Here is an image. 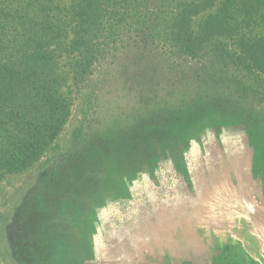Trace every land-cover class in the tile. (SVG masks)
Returning <instances> with one entry per match:
<instances>
[{
  "label": "rangeland",
  "instance_id": "374dc122",
  "mask_svg": "<svg viewBox=\"0 0 264 264\" xmlns=\"http://www.w3.org/2000/svg\"><path fill=\"white\" fill-rule=\"evenodd\" d=\"M169 4L136 0L82 82L77 55L62 57L71 114L34 166L0 181V264H128L104 247L134 230L135 264H264L250 209L264 204V101L172 52Z\"/></svg>",
  "mask_w": 264,
  "mask_h": 264
},
{
  "label": "trees",
  "instance_id": "16d2710c",
  "mask_svg": "<svg viewBox=\"0 0 264 264\" xmlns=\"http://www.w3.org/2000/svg\"><path fill=\"white\" fill-rule=\"evenodd\" d=\"M217 2L193 28V18ZM169 5L172 52L207 61L264 101V0ZM135 7L136 0H0V181L34 166L67 124L64 54L77 55L73 80L84 81L100 55L101 38Z\"/></svg>",
  "mask_w": 264,
  "mask_h": 264
},
{
  "label": "crops",
  "instance_id": "0c3cea01",
  "mask_svg": "<svg viewBox=\"0 0 264 264\" xmlns=\"http://www.w3.org/2000/svg\"><path fill=\"white\" fill-rule=\"evenodd\" d=\"M258 189V188H256ZM156 191H159L160 189H156ZM240 194V193H239ZM259 194H261L259 192ZM233 209H237V210H241V208L237 206V203H235V201L233 202ZM251 210H253V212H255L253 215L255 216V226L258 228L264 227V204L259 202H256L255 204H251L250 207ZM138 232L136 230L133 231V233L130 234V231H127L126 234L124 235H131V236H127V239H125V237L121 238L120 240H111V243H113L112 246H108L106 245L104 248H106L107 250L110 249V253L113 254V256L115 255V258H119V255L116 256V254H121V258H130L132 259V262H129V260L127 261L128 264L132 263L135 264L137 263V261L140 259L141 257H137V254L135 253L136 250H140L141 252V248H142V244H143V240L141 239L140 235H137ZM123 235V236H124ZM136 236V237H134ZM163 236V235H162ZM133 243V244H132ZM136 244V246L134 245ZM130 252L132 254L135 253V255H131ZM148 256L145 255L144 257H142V260L147 258ZM206 257H208V254L206 255ZM135 259L137 260L135 262Z\"/></svg>",
  "mask_w": 264,
  "mask_h": 264
},
{
  "label": "bare ground",
  "instance_id": "6f19581e",
  "mask_svg": "<svg viewBox=\"0 0 264 264\" xmlns=\"http://www.w3.org/2000/svg\"><path fill=\"white\" fill-rule=\"evenodd\" d=\"M235 154H237V153H235ZM233 155V154H232ZM235 159H237V158H235ZM214 175H215V177L214 178H218V176H219V174H221V172H219L218 170H216L214 173H213ZM212 175V174H211ZM199 182H198V185H199V187L201 188V190L202 189H205V187L207 186V183H206V181H204L205 179L204 178H202L201 176L199 177ZM153 206H151V205H149V206H147V207H145V216L147 217V219H150V221H149V223H150V229H147V231H146V234H148V233H151V234H153V235H155V234H157V232H158V229H156V227L155 226H157V224H159L158 226H161L160 225V223H156V221H158V218H157V216L155 217V218H151V217H149V215H150V213L151 212H154V211H152V210H154V209H157V205H155V203H153L152 204ZM153 219H155L156 221H154ZM161 220V219H160ZM166 220H167V218H166ZM163 231H161V233H162ZM160 233V234H161ZM143 235V234H142ZM175 238V237H174ZM154 244V243H153Z\"/></svg>",
  "mask_w": 264,
  "mask_h": 264
}]
</instances>
